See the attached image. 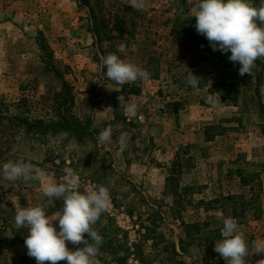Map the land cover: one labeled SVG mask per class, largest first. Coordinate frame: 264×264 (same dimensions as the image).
Returning a JSON list of instances; mask_svg holds the SVG:
<instances>
[{
    "label": "rangeland",
    "instance_id": "374dc122",
    "mask_svg": "<svg viewBox=\"0 0 264 264\" xmlns=\"http://www.w3.org/2000/svg\"><path fill=\"white\" fill-rule=\"evenodd\" d=\"M198 2L146 0L135 10L123 0H0V264H36L28 229L14 224L18 207L43 205L52 215L63 206L37 180L5 179L2 165L18 160L56 182L71 167L81 192L109 189L111 206L94 226L104 239L96 264H227L213 250L227 217L249 243L264 241V60L241 76L231 52L213 51L203 35L199 52L188 49L171 31L188 17L195 28ZM110 53L150 79L108 80L102 59ZM191 73L199 92L186 83ZM120 95L137 105L135 116L119 108ZM20 117L89 132L40 133ZM107 125L128 133L125 150L98 142ZM61 132L68 138L57 143ZM261 259L250 254L248 264Z\"/></svg>",
    "mask_w": 264,
    "mask_h": 264
},
{
    "label": "clouds",
    "instance_id": "9594fccd",
    "mask_svg": "<svg viewBox=\"0 0 264 264\" xmlns=\"http://www.w3.org/2000/svg\"><path fill=\"white\" fill-rule=\"evenodd\" d=\"M123 2L135 10H142L146 6V0ZM193 16L196 18L197 33L208 40L213 51H230L229 60L240 65L239 75L252 76L256 61L264 60V0L258 6L254 0H199ZM134 48L135 46L133 50ZM117 52L125 53L126 46L120 44ZM102 63L106 68L102 76L119 86L138 80L147 81L151 76L146 69L122 59L117 53L108 54L102 59ZM186 83L199 92V77L191 73ZM117 99L119 108L125 113L136 115L137 105L129 98L120 95ZM207 99L215 105L213 96L210 95ZM68 135L67 132H61L57 134L55 141L60 143ZM129 139L128 133H117L111 125L103 127L97 137L101 144L117 143L121 151L127 148ZM70 146L74 147L71 142ZM2 172L5 179L13 182L20 179L25 182L37 180L41 182L42 194L48 201H63L62 210L52 215L46 214L48 210L43 205L17 208L15 227L17 230L28 229L24 244L27 255L34 258L36 264H58L60 261H65L66 264H96L104 239L94 226L111 206V195L107 187L97 185L81 192L78 190L80 177L71 167L64 168L61 181L56 182L47 178L44 168L24 160L4 163ZM56 220L58 231L53 223ZM221 236L222 239L215 242L213 250L227 264H248L250 254L264 253V241L249 243L234 218L223 219ZM69 243L77 246L76 250H70L67 246ZM257 264H264V259L257 261Z\"/></svg>",
    "mask_w": 264,
    "mask_h": 264
},
{
    "label": "trees",
    "instance_id": "16d2710c",
    "mask_svg": "<svg viewBox=\"0 0 264 264\" xmlns=\"http://www.w3.org/2000/svg\"><path fill=\"white\" fill-rule=\"evenodd\" d=\"M193 19V18H192ZM191 17H188V19H177L172 27V31L171 33L174 34L175 37H181L183 36L186 40H185V45L188 49H190L192 52L194 53H197L199 52V48H200V45L198 43V34H197V31L195 28H193L192 26V23L190 22H194V20H192ZM192 20V21H191ZM189 22V25H187V23ZM196 35H195V34ZM198 39H196V38ZM58 72V71H57ZM63 81V79H62ZM64 88L65 87H68V90L70 89L69 85H67L65 82L62 83ZM139 91L138 88L136 87H131V92L133 93H137ZM3 111V110H2ZM2 111H0V120H2L4 117V113H2ZM14 118V116H11ZM19 121L21 123H28L30 125V127H33V126H37L39 129L38 131L40 133L42 132H45V130L47 129H52V130H55L57 131L58 129H65V131H69V132H73V133H79V134H88V127H80V125L76 126L74 125L73 128H69L67 125H64L63 121L60 122L59 124L58 123H54V122H49L45 125H42L40 122H38L37 120L36 121H32V122H29V119L28 118H21L19 119ZM90 125V124H88ZM175 252L177 253L176 249H175Z\"/></svg>",
    "mask_w": 264,
    "mask_h": 264
}]
</instances>
